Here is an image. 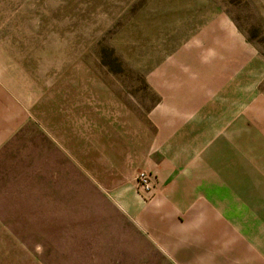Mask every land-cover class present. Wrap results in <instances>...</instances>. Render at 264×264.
I'll return each instance as SVG.
<instances>
[{"label": "rangeland", "instance_id": "rangeland-1", "mask_svg": "<svg viewBox=\"0 0 264 264\" xmlns=\"http://www.w3.org/2000/svg\"><path fill=\"white\" fill-rule=\"evenodd\" d=\"M229 87L264 111V0H0V264H224L116 194L153 173L179 96Z\"/></svg>", "mask_w": 264, "mask_h": 264}, {"label": "crops", "instance_id": "crops-1", "mask_svg": "<svg viewBox=\"0 0 264 264\" xmlns=\"http://www.w3.org/2000/svg\"><path fill=\"white\" fill-rule=\"evenodd\" d=\"M230 89L212 98L179 96L173 114L161 124L160 158L146 167L158 178L155 195L142 201L136 172L135 183L118 192L116 200L141 228L152 215L138 209H159L173 242L193 246L192 261L264 264V126L255 118L264 111L245 116L249 100ZM192 209L193 232L181 235L185 224L180 227L175 220ZM233 239L244 249L243 258L230 257L227 247Z\"/></svg>", "mask_w": 264, "mask_h": 264}, {"label": "built area", "instance_id": "built-area-1", "mask_svg": "<svg viewBox=\"0 0 264 264\" xmlns=\"http://www.w3.org/2000/svg\"><path fill=\"white\" fill-rule=\"evenodd\" d=\"M136 186L143 198H150L155 187V175L146 170H139L136 174Z\"/></svg>", "mask_w": 264, "mask_h": 264}]
</instances>
